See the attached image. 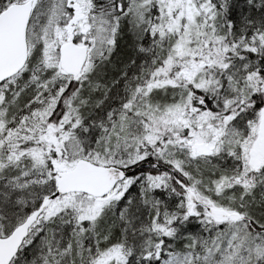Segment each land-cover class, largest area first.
Masks as SVG:
<instances>
[{"label":"snow or ice","instance_id":"6c2138e0","mask_svg":"<svg viewBox=\"0 0 264 264\" xmlns=\"http://www.w3.org/2000/svg\"><path fill=\"white\" fill-rule=\"evenodd\" d=\"M0 264H264V0H0Z\"/></svg>","mask_w":264,"mask_h":264}]
</instances>
